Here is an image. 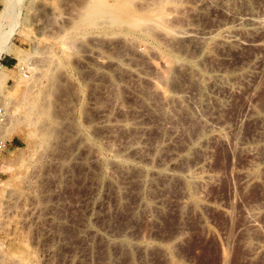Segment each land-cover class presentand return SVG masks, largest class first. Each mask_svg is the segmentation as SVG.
<instances>
[{
    "label": "rangeland",
    "instance_id": "rangeland-1",
    "mask_svg": "<svg viewBox=\"0 0 264 264\" xmlns=\"http://www.w3.org/2000/svg\"><path fill=\"white\" fill-rule=\"evenodd\" d=\"M91 2L15 0L2 55L15 62L0 59V264H264V25L237 47L216 36L234 14L264 17V0H162L173 32L216 36L201 64L181 54L169 68L134 29L73 25Z\"/></svg>",
    "mask_w": 264,
    "mask_h": 264
},
{
    "label": "bare ground",
    "instance_id": "bare-ground-1",
    "mask_svg": "<svg viewBox=\"0 0 264 264\" xmlns=\"http://www.w3.org/2000/svg\"><path fill=\"white\" fill-rule=\"evenodd\" d=\"M90 1H92V0H90ZM105 1H107V0H105ZM108 1H107V3H108ZM122 1L124 2V0H122ZM127 1L124 4L122 3L123 4L122 5V4H116L113 1H111L110 3L107 4L103 0H93V2H91L89 4L86 3V4H88V5H86L87 7L84 6L85 4L83 5V7L87 9V11L85 10L84 12L79 13V15L76 16V20H74L72 22V24L75 25L76 27L79 25L82 26L81 24H85V26L88 24V25H91L92 27H96V26L97 27H104L106 29H114V30H118V31H120V30L122 31V29H126L127 32H130L131 35L129 33L128 34L125 33V34L130 35V36H132L131 30L134 29V32L137 31L136 33H139L142 39L149 40V41L151 40L152 42H154L156 50H158V52H161V51H159L161 47L158 49V46L164 47V49L166 50L165 53L166 52L168 53V57H167L168 59L166 57H164L165 54H163L164 55L163 58L167 59V60L164 59L165 60L163 62L164 65H166L168 63L170 65L171 64L170 62H175V64L177 65V62L182 60V59L180 60L181 54L184 55L185 57H188L189 59L188 58L187 59L190 60L189 62H193V64H194V62L199 61V58L201 59V57L203 55H206L210 52V49L212 47H210V45H208V41L210 40V38H213V36H215V33L213 35V34H211L212 32H205L203 29H201L200 27H198L196 25L183 28L182 30L179 31V34H177L175 31L173 32V29L170 27V15L163 10L164 8L161 5L162 0H155V2H157V4H158L157 8H153L156 5V3L154 1H153V3H155V5L152 4L151 2H149V4L145 3V5L140 6L139 9L137 7V9L139 11L142 10L143 13H139L138 11L133 12L134 10H131L133 8L130 9V6L133 5V4H131L132 2L130 0H127ZM164 1H165L164 3H168V2H166L167 0H164ZM112 2L114 4H112ZM15 4H16L15 0H6L4 5H3L4 7L0 12V16H1L0 18L2 19V21L3 20H9V23H7L8 21L5 22V24H8L7 27L3 26L4 22L0 25V59L2 58V55L4 53L12 54V49L10 48V45H8L6 43V41L9 37L10 31L13 27V24H15V22L13 21L14 16H15L14 14L16 12V5ZM134 4H135V2H134ZM151 8H153V10ZM72 20H73V18H72ZM2 21H0V22H2ZM262 25H264V17L256 15L253 10L249 11L248 13H237V14H234L232 16V21L230 24L224 25V26H221L218 28V32H217L216 36L218 37L219 41L221 39L222 41H225V42L229 43L230 45L237 47V46L241 45V43H242V41L237 37V34L239 31L247 29L248 26H249V28L254 29V28H258L259 26H262ZM216 36H215V38H216ZM218 39H217V41H218ZM245 39L249 43L255 44V45H256V42H258L256 38L251 37V36H248ZM186 41L191 42L194 46L191 43H186ZM215 41L214 42L210 41L209 44L213 45L212 43H216ZM191 46L197 48L196 53L194 52L195 49L194 50L191 49V48H193ZM88 50H89L88 52H90V49H88ZM162 52H163V50H162ZM91 55L95 58H100V59H102V57H104L101 53H98L97 51L95 53L92 52ZM103 59H105V58H103ZM182 63H183V61H182ZM185 63L186 62H184V66H185ZM198 63H200V62H198ZM26 64L28 65V63H26ZM254 64L256 65V63H254ZM254 64H251L250 66H248V68H247L248 72L251 73L252 69H254L256 67ZM177 66H179V65H177ZM186 66H188V64ZM186 66H185V68H187ZM31 67H28V68H31ZM166 67L169 68L168 65H166ZM177 68H179V67H177ZM191 68H192V66H191ZM191 68L189 67L190 70H191ZM194 68H193V70H194ZM243 68H246V66ZM197 69H198V67L196 68V73L199 72V71L197 72ZM243 70H246V69H243ZM203 72H204V70H203ZM196 73L195 74L192 73V75L193 74L196 75ZM206 73L207 72H205L204 74H206ZM220 73H222L221 76H220ZM220 73H219V76L222 77L224 80L229 79V77H227L228 75L226 76L228 78L227 79L223 75L225 73H223V72H220ZM204 74H203V76H204ZM244 74H246V73H244ZM199 76H200V74H199ZM199 76L196 75V76H192V77L196 78ZM216 76L214 75V77H216ZM242 76L245 77L247 75H242ZM189 77H191V76H189ZM192 77H191V79L194 80ZM201 79L203 80L204 77H201ZM218 79H219L218 81H220V78H218ZM223 79H222V81H223ZM202 80L200 81V83L202 82ZM224 82L225 81H223V84L226 85L227 81L225 83ZM167 96H169V95H167ZM39 112L41 115H44V114L50 115V113H49L50 111L48 109H45V108H42L41 111H39ZM105 121L108 122L107 119ZM132 124L138 125L139 121L137 119H135L132 121ZM206 131H207V129H206ZM207 132H210V131H207ZM51 135H52L51 131H45L42 134V140H41L42 144L47 145L49 143V138ZM130 144L132 145V143H130ZM130 144H129V146H130ZM134 145H136V144H134Z\"/></svg>",
    "mask_w": 264,
    "mask_h": 264
},
{
    "label": "crops",
    "instance_id": "crops-1",
    "mask_svg": "<svg viewBox=\"0 0 264 264\" xmlns=\"http://www.w3.org/2000/svg\"><path fill=\"white\" fill-rule=\"evenodd\" d=\"M2 65L5 67L12 66L15 62V58L12 56H3L1 58Z\"/></svg>",
    "mask_w": 264,
    "mask_h": 264
}]
</instances>
